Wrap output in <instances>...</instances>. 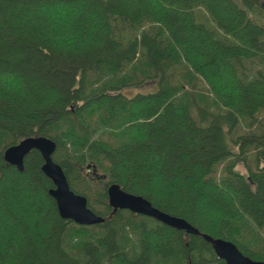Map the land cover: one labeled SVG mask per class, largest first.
<instances>
[{"label": "trees", "instance_id": "1", "mask_svg": "<svg viewBox=\"0 0 264 264\" xmlns=\"http://www.w3.org/2000/svg\"><path fill=\"white\" fill-rule=\"evenodd\" d=\"M40 135L101 223L59 217L35 149L3 161ZM111 183L264 262V0H0V264H226Z\"/></svg>", "mask_w": 264, "mask_h": 264}, {"label": "water", "instance_id": "2", "mask_svg": "<svg viewBox=\"0 0 264 264\" xmlns=\"http://www.w3.org/2000/svg\"><path fill=\"white\" fill-rule=\"evenodd\" d=\"M54 148V142L46 136H26L7 146L2 157L5 163L21 170L23 157L30 150L35 149L39 152L43 161L40 170L51 181L52 186L47 192L55 203L59 217L78 225L89 226L101 223L103 218L86 206L84 196L70 190L61 167L51 158ZM106 197L108 206L113 210L125 209L135 214L151 217L176 230H183L185 233L190 234H200L183 218L170 215L153 207L145 198L125 192L115 183L107 185ZM200 235L210 244L216 257L222 259L226 264H264L263 261L254 260L242 254L231 241L219 237L213 238L206 234Z\"/></svg>", "mask_w": 264, "mask_h": 264}, {"label": "rangeland", "instance_id": "3", "mask_svg": "<svg viewBox=\"0 0 264 264\" xmlns=\"http://www.w3.org/2000/svg\"><path fill=\"white\" fill-rule=\"evenodd\" d=\"M152 88V86L150 85V83H146L145 85L142 86H138V87H129L126 89L121 90V92L127 96L135 93V92H143V91H147L150 90ZM235 168L239 171V172H243L244 171V167L243 164L240 161H237L235 164Z\"/></svg>", "mask_w": 264, "mask_h": 264}, {"label": "bare ground", "instance_id": "4", "mask_svg": "<svg viewBox=\"0 0 264 264\" xmlns=\"http://www.w3.org/2000/svg\"><path fill=\"white\" fill-rule=\"evenodd\" d=\"M155 220V219H154Z\"/></svg>", "mask_w": 264, "mask_h": 264}]
</instances>
